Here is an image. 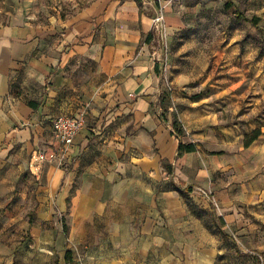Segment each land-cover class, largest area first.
<instances>
[{"label":"crops","instance_id":"obj_1","mask_svg":"<svg viewBox=\"0 0 264 264\" xmlns=\"http://www.w3.org/2000/svg\"><path fill=\"white\" fill-rule=\"evenodd\" d=\"M139 4L107 0L75 20H47L32 0H0V264H17L10 254L25 252L29 233L44 235L41 224L57 214L68 218L70 237L87 245L91 264H157L158 246L171 245L158 242V232H167L182 193L206 198L223 228H234L264 260V86L248 102L236 85L194 95L172 83L169 94L148 42L156 10ZM167 23L170 30L183 24L171 10ZM162 95L171 99L167 110ZM82 111L86 124L64 165L42 168L32 224L25 206L31 154L55 151V118ZM257 129L260 137L238 154L213 155L200 144ZM180 143L196 151L179 155ZM218 171H227L225 180L215 179ZM44 247L54 251L48 241ZM63 258L75 264L71 249Z\"/></svg>","mask_w":264,"mask_h":264},{"label":"rangeland","instance_id":"obj_2","mask_svg":"<svg viewBox=\"0 0 264 264\" xmlns=\"http://www.w3.org/2000/svg\"><path fill=\"white\" fill-rule=\"evenodd\" d=\"M106 1L32 0L38 17L47 20L53 17L75 20L84 11L99 3L103 5ZM163 1L167 31L161 33L153 26L154 34L148 41L163 81L167 75L175 87L184 88L194 95L213 93L215 87L236 85L237 91L246 90V102L254 96L261 97L260 87L264 86V0ZM229 1L233 6L228 9L226 3ZM139 5L142 8L145 5L152 6L156 10L153 18L156 16L158 6L155 0H140ZM170 10L183 22L180 27L171 30L167 23V12ZM252 20H257L258 25ZM251 87L256 89L250 92ZM261 123L259 119L258 125ZM245 137L234 140L227 136L217 139L205 137L200 144L207 153L213 155H234L242 150ZM225 173L227 171H218L215 179L225 180L226 176L222 175ZM228 173L233 174V169H229ZM30 174L31 183L27 185L28 201L25 206L29 219L36 221L33 209H40L37 196L40 194L39 187L44 184V177L42 174L40 178ZM213 206L198 193H182V205L173 210L170 220L166 222L167 232H158V242L167 238L171 245L158 246L157 264H262L256 254L244 248V236L237 234L234 228L232 231L223 228L225 224ZM48 222L41 224L44 235L29 233L26 237L29 247L25 252L10 254L14 262L66 264L63 256L68 248L73 251L75 264H91L86 257L87 249H84L87 245L70 237L65 215L57 214ZM47 229L54 231L51 237L46 236ZM168 235L171 237L168 238ZM61 239L64 243L60 248ZM46 241L53 244L52 253L44 247ZM256 241L257 238H254ZM148 244L146 241L145 245Z\"/></svg>","mask_w":264,"mask_h":264},{"label":"built area","instance_id":"obj_3","mask_svg":"<svg viewBox=\"0 0 264 264\" xmlns=\"http://www.w3.org/2000/svg\"><path fill=\"white\" fill-rule=\"evenodd\" d=\"M158 6L157 14L153 18V26L159 32L167 31L166 25V12L163 0H155ZM156 55V53H154ZM168 63L165 62V66ZM167 71V68H165ZM164 83L168 90V93L173 92V86L167 75L164 77ZM86 124L85 112H79L78 114H62L55 118L53 128L55 136L59 141V147L53 152L35 151L31 154L29 161V170L32 174L39 177L42 173V168L48 162H56L58 166H63L67 160L69 149L74 144L76 136L84 128ZM202 193L210 195V190H201ZM215 202V199L212 198ZM237 239V238H236Z\"/></svg>","mask_w":264,"mask_h":264},{"label":"trees","instance_id":"obj_4","mask_svg":"<svg viewBox=\"0 0 264 264\" xmlns=\"http://www.w3.org/2000/svg\"><path fill=\"white\" fill-rule=\"evenodd\" d=\"M138 2H140V0H137ZM233 6V3L231 1L227 2L226 3V8H231ZM253 22H256L255 25L257 26L258 25V21L257 20H252V23ZM151 37H152V33L149 35V39L151 40ZM148 39V41H149ZM171 99H168V97L166 95H162L161 97V105H162V108L164 109H168L171 105ZM173 128H174V131H175V134L179 137H183L185 136V132L184 130L182 129L177 117H175L174 121H173ZM261 135V130L260 129H257L255 130L252 134L250 135H246L245 139H244V145L245 147H249L252 143H254ZM196 151V147L193 143H189V144H184V143H180L179 145V155H183L184 153H188V152H194ZM191 191V189H190ZM31 223L33 224V220H31ZM257 257L259 259H261L262 261V264H264V260L263 258L260 256V255H257ZM73 259L72 257V252L71 251H68L67 254H66V260L68 262H71ZM258 259V261H260Z\"/></svg>","mask_w":264,"mask_h":264}]
</instances>
